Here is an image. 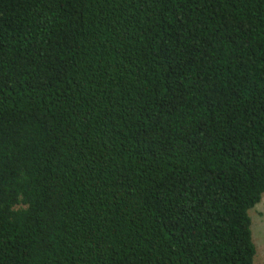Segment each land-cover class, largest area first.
<instances>
[{"label":"trees","instance_id":"1","mask_svg":"<svg viewBox=\"0 0 264 264\" xmlns=\"http://www.w3.org/2000/svg\"><path fill=\"white\" fill-rule=\"evenodd\" d=\"M264 0H0V264H256Z\"/></svg>","mask_w":264,"mask_h":264},{"label":"rangeland","instance_id":"2","mask_svg":"<svg viewBox=\"0 0 264 264\" xmlns=\"http://www.w3.org/2000/svg\"><path fill=\"white\" fill-rule=\"evenodd\" d=\"M249 215L252 220L253 241L257 248L255 263L264 264V197Z\"/></svg>","mask_w":264,"mask_h":264}]
</instances>
